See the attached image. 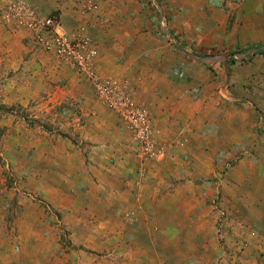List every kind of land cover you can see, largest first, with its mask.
<instances>
[{"label": "rangeland", "instance_id": "obj_1", "mask_svg": "<svg viewBox=\"0 0 264 264\" xmlns=\"http://www.w3.org/2000/svg\"><path fill=\"white\" fill-rule=\"evenodd\" d=\"M84 33L136 136L19 8ZM264 0H0V264H264Z\"/></svg>", "mask_w": 264, "mask_h": 264}, {"label": "built area", "instance_id": "obj_2", "mask_svg": "<svg viewBox=\"0 0 264 264\" xmlns=\"http://www.w3.org/2000/svg\"><path fill=\"white\" fill-rule=\"evenodd\" d=\"M20 16L34 39L51 50L77 75L88 80L98 98L112 110L136 136L144 138L152 129L145 106L134 101L125 84L99 76L95 68L98 50L84 33L69 36L54 29L53 17H41L33 9L22 6Z\"/></svg>", "mask_w": 264, "mask_h": 264}, {"label": "trees", "instance_id": "obj_3", "mask_svg": "<svg viewBox=\"0 0 264 264\" xmlns=\"http://www.w3.org/2000/svg\"><path fill=\"white\" fill-rule=\"evenodd\" d=\"M253 51H256L258 53H264V45H258V46H255L254 48H252Z\"/></svg>", "mask_w": 264, "mask_h": 264}, {"label": "crops", "instance_id": "obj_4", "mask_svg": "<svg viewBox=\"0 0 264 264\" xmlns=\"http://www.w3.org/2000/svg\"><path fill=\"white\" fill-rule=\"evenodd\" d=\"M97 59V58H96ZM95 59V68H96V70H97V66H98V64H97V60Z\"/></svg>", "mask_w": 264, "mask_h": 264}]
</instances>
